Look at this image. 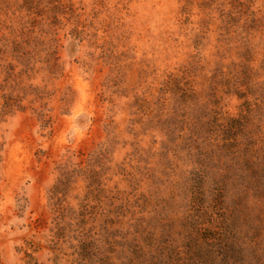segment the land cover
<instances>
[{
	"label": "clouds",
	"instance_id": "9594fccd",
	"mask_svg": "<svg viewBox=\"0 0 264 264\" xmlns=\"http://www.w3.org/2000/svg\"><path fill=\"white\" fill-rule=\"evenodd\" d=\"M184 2L109 4L130 32L151 29L156 43L155 55L149 52L143 62L151 66L141 90L148 89L144 94L160 121L152 133L157 155L146 170L152 179L140 180L136 191L157 208L159 221L140 235L113 233L106 241L107 233L79 215L92 201L84 197L87 171L76 175L64 166L69 157L75 160V142L58 135L34 139L27 127L13 133L0 121V264H264V0L231 5L238 21L231 59L255 78L215 82L201 76L190 84L180 44L185 38L176 23ZM68 3L29 0L31 16L40 22L32 38L42 39L40 28L52 19L63 21L57 9ZM176 35L180 41L173 43ZM3 38L15 39L23 50L34 46L32 38L0 25ZM248 44L256 57L245 52ZM40 105L33 103L25 115L34 119L33 108L44 112L55 129L62 110L54 98L46 108ZM108 175L107 187L126 191L118 175ZM69 183L74 191L68 192Z\"/></svg>",
	"mask_w": 264,
	"mask_h": 264
},
{
	"label": "rangeland",
	"instance_id": "374dc122",
	"mask_svg": "<svg viewBox=\"0 0 264 264\" xmlns=\"http://www.w3.org/2000/svg\"><path fill=\"white\" fill-rule=\"evenodd\" d=\"M232 2L185 0L180 8L176 23L185 39L180 41L179 35L171 39L186 49V84L201 76L215 82L255 78L254 72L231 59L232 33L238 26ZM109 4L110 0H69L57 9L63 21L52 19L47 28H40L42 39L32 38L40 22L32 18L29 0H5L0 6V25L34 41L31 49L23 50L15 39H0V121L13 133L27 127L34 139L58 135L75 142V160L69 157L64 166L76 175L87 171L89 190L84 197L92 201L90 207L82 205L79 215L107 233L106 241L113 233L140 235L159 221L157 208L136 191L140 180L152 179L146 170L157 155L152 133L160 121L144 94L148 89L141 90L151 66L143 62L149 52L155 55L156 43L151 29L130 32L119 10ZM243 47L248 55L257 56L251 44ZM53 98L62 110V122L55 129L50 116L43 119L44 112L33 108L34 119L25 115L33 103L40 101L46 108ZM159 148L163 154L166 146L161 142ZM101 161L105 167H100ZM108 173L118 175L126 191L118 184L107 187L106 181L112 179ZM74 189L69 183L68 192Z\"/></svg>",
	"mask_w": 264,
	"mask_h": 264
}]
</instances>
